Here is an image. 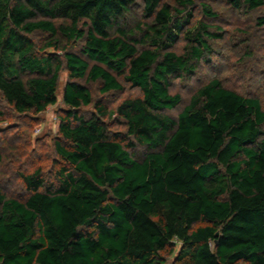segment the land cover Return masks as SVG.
I'll return each mask as SVG.
<instances>
[{
  "label": "trees",
  "instance_id": "trees-1",
  "mask_svg": "<svg viewBox=\"0 0 264 264\" xmlns=\"http://www.w3.org/2000/svg\"><path fill=\"white\" fill-rule=\"evenodd\" d=\"M141 1L146 22L136 0H0V93L14 111L45 112L69 76L54 176L24 175L26 201L0 187V264H166L173 244L180 264H264L262 103L213 79L177 118L166 114L182 104L174 81L211 60L215 34L201 22L178 54L184 10ZM233 4L257 11L264 0ZM120 78L142 93L116 109L126 134L100 102L81 113L93 104L81 81L107 94L123 91Z\"/></svg>",
  "mask_w": 264,
  "mask_h": 264
},
{
  "label": "rangeland",
  "instance_id": "rangeland-1",
  "mask_svg": "<svg viewBox=\"0 0 264 264\" xmlns=\"http://www.w3.org/2000/svg\"><path fill=\"white\" fill-rule=\"evenodd\" d=\"M183 1L185 0H164L170 7L184 10L183 15H178L183 32L174 51L182 54L187 34L203 22L215 34L211 42L214 54L210 61L201 65L197 75L191 80L174 81L171 92L181 95L182 104L166 114L177 118L198 89L213 79L220 80L224 87L245 97L260 99L264 109V26L258 24L259 18L264 17V7L257 11L246 8L238 10L233 0H192V4L186 3L187 6L182 7L180 2ZM205 5L211 8L213 15L204 11ZM135 16V19L146 22L141 0H136ZM31 38L38 48L44 47L49 41V35L42 32H37ZM68 80V72L62 71L57 104L40 114H17L0 93V187L9 198L26 201L30 197L23 181L24 175L33 174L40 169L50 180L59 167L56 142L60 139V119L69 109L64 103V90ZM120 81L123 91L107 94L102 92V83L81 81L90 89L93 97V104L83 108L81 113L91 115L95 112L94 105L100 102L113 112V116L106 119L111 130L126 134L127 127L118 118L116 109L124 100L140 97L142 93L123 79L120 78ZM129 141L134 143L129 151L141 158L143 149L135 145L132 139ZM179 250L180 244H173L169 248L165 254L166 264H180L177 259Z\"/></svg>",
  "mask_w": 264,
  "mask_h": 264
}]
</instances>
